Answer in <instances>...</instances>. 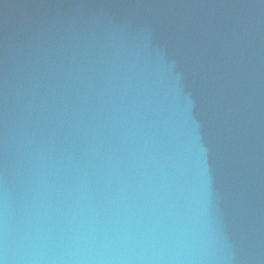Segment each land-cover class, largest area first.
<instances>
[{"label":"water","instance_id":"water-1","mask_svg":"<svg viewBox=\"0 0 264 264\" xmlns=\"http://www.w3.org/2000/svg\"><path fill=\"white\" fill-rule=\"evenodd\" d=\"M0 264H264V0H0Z\"/></svg>","mask_w":264,"mask_h":264}]
</instances>
